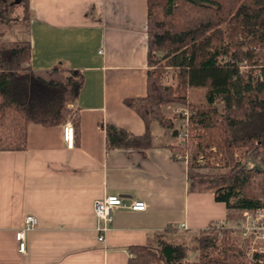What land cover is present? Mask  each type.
<instances>
[{
	"label": "crops",
	"instance_id": "obj_1",
	"mask_svg": "<svg viewBox=\"0 0 264 264\" xmlns=\"http://www.w3.org/2000/svg\"><path fill=\"white\" fill-rule=\"evenodd\" d=\"M17 1L2 0L23 14ZM10 19L16 25L0 41L21 38L16 35L22 29L31 67L65 65L83 74V84L70 104L78 113L73 147L62 142L61 123L29 122L23 148L0 150V264H125L128 245L155 246L159 236L185 241L174 240L173 233L191 235L209 220L239 226L212 190L187 189L180 149L162 143L176 140L168 128L155 124L148 148H105V123L136 134L144 130L123 99L145 94V0H27L26 18ZM163 108H171L166 117L172 123L175 114L183 124V105ZM107 194H118L122 205L112 210L98 241L92 202ZM134 200L145 208H129ZM27 213L36 225L23 232L20 252L14 231Z\"/></svg>",
	"mask_w": 264,
	"mask_h": 264
},
{
	"label": "trees",
	"instance_id": "obj_2",
	"mask_svg": "<svg viewBox=\"0 0 264 264\" xmlns=\"http://www.w3.org/2000/svg\"><path fill=\"white\" fill-rule=\"evenodd\" d=\"M17 2L22 8V18H26L27 0ZM145 3V94L123 99L141 118L144 130L136 134L105 123V148H148L154 144L152 124L163 130L168 128L170 136L179 141L162 143L187 154V189L212 190L214 198L223 201L227 208L261 206L264 0H145ZM14 4L0 0V36L9 25ZM244 56L250 70L255 67L258 73L240 70L238 62ZM29 57L27 38L0 41V150L23 148L29 122L50 126L69 118L75 142L78 113L70 104L83 84V74L60 64L34 68L28 64ZM166 66L175 72L174 87L160 81ZM199 87L204 88V101L193 103L187 98L188 91ZM216 96L223 102L221 112L213 104ZM170 102L189 109L185 135L181 138L178 136L181 129L161 111V106ZM210 145L222 153L227 170L203 173L195 169L198 152ZM237 148L242 149L238 157L234 155ZM220 229L226 233L229 227L209 220L199 229L200 235L190 236L191 243L159 236L155 246L128 245L125 264H257L222 249L219 253H207L215 248L213 242ZM193 251L198 256L189 260L187 255Z\"/></svg>",
	"mask_w": 264,
	"mask_h": 264
},
{
	"label": "built area",
	"instance_id": "obj_3",
	"mask_svg": "<svg viewBox=\"0 0 264 264\" xmlns=\"http://www.w3.org/2000/svg\"><path fill=\"white\" fill-rule=\"evenodd\" d=\"M182 116H184V122L182 128L178 134L181 138L185 135L186 119L189 113V109L184 107L181 111ZM60 137L62 142L67 148H71L74 145V127L70 119H66L60 124ZM178 157L186 162L187 154L182 152L178 154ZM198 159L201 157V154L196 156ZM197 159V160H198ZM261 206L254 209H242V214L245 215V220L248 217L253 219H259L257 224L251 226L247 224H242L236 227L237 231H234L238 235L237 239L239 241V246L241 245L244 249V253L250 258L251 261H255L257 264H264V198L262 199ZM122 205L121 197L118 194H107L101 198H96L92 202V209L94 215L93 231L95 237L98 241L104 239L105 233L109 228L111 221V212L114 208ZM131 209H144L145 203L140 200H134L129 204ZM247 221V220H246ZM36 225V217L31 213L24 215L22 219L21 226L14 231V238L17 241V249L20 252H23L25 249V242L23 237V232L25 230L32 229ZM251 233V234H250ZM250 234V235H249ZM232 236V231L228 233V238ZM243 241L244 243H241Z\"/></svg>",
	"mask_w": 264,
	"mask_h": 264
},
{
	"label": "rangeland",
	"instance_id": "obj_4",
	"mask_svg": "<svg viewBox=\"0 0 264 264\" xmlns=\"http://www.w3.org/2000/svg\"><path fill=\"white\" fill-rule=\"evenodd\" d=\"M22 9V8H21ZM21 11V10H20ZM19 10L18 9H14V11L12 12V17L15 18V16L17 15H22V13H19ZM22 12V11H21ZM23 19V18H22ZM12 19L9 20V25H6L5 28H9L10 25H14L15 27V19ZM23 25V26H22ZM225 24H222V26L224 27ZM24 27L26 26V24L22 21V23L20 22V27ZM20 35H16V36H24L23 34V31L21 29L20 31ZM245 45L242 46V48H244ZM239 63V68L240 70L242 71H248L250 70L249 66H248V62H247V59L246 57L244 56L243 59L238 62ZM252 73H258V69L257 68H252ZM160 81L164 84H167V85H171V86H175L176 82H177V78H176V75H175V72L174 70L169 67V66H166L164 71L161 73L160 75ZM188 100L192 101L193 103H203L204 101V88L202 87H199V88H190L189 91H188V96H187ZM213 104L216 105L218 111H222L223 109V102L222 100L220 99L219 96H216L214 98V101H213ZM180 105V104H179ZM163 114L165 116L169 115V113L171 112V108H163ZM174 115V120H173V123L174 125L178 128V129H181L182 128V117L181 116H178V115ZM152 128L154 129L155 128V124H152ZM199 129V128H198ZM176 140L179 141V138H177ZM207 153V155L204 154V152ZM242 149H235L234 150V155L235 156H239L242 152ZM183 150H180V153H182ZM198 154H201V157L198 159L197 157L195 158V163H196V167L195 169L200 171V172H203V173H217V172H222V171H225L228 169V165L224 163L223 161V158H222V153L217 150L215 148L214 145H210V146H206L203 148V150H201L200 152H198ZM198 159V160H197ZM264 198V197H263ZM230 213H231V218H234V219H238V221L234 222V225H242V224H247L249 226L253 225V224H257L259 222V219H253L251 218L252 215H254V213L251 214V217H248L246 218L245 220V215L242 214V209H239V208H235V207H229L228 208ZM243 221V223H242ZM221 226V225H219ZM223 227H229V230L226 232V233H223V231L220 229L218 230L216 233V239H214V245H215V248H213L211 250L208 249V251H206L207 253L211 254V253H219V249H222V250H226V251H229L231 253H234L236 255V257L238 259H241L243 261H247V262H251L250 258H248V256L246 255V253H244V249L242 248V246L238 245L239 244V241L237 239L238 235L235 234L234 231H237L239 229H237L235 226H223ZM234 230V231H233ZM230 231H232V236L230 238H228V233H230ZM168 233H171L168 232ZM201 233L199 231H196L194 232L193 234H188L187 233H183L182 231H178V232H175L173 233V237H174V240L177 239H184L185 241L189 242L190 241V236H198L200 235ZM206 234V233H204ZM209 234H211L209 232ZM251 234V233H250ZM249 234V235H250ZM190 235V236H189ZM225 238V242H223V239ZM194 241H192L193 243ZM191 243V241H190ZM241 243H244L243 241H241ZM189 255V256H188ZM188 259L189 260H192V259H196L197 256H198V252L197 251H193V252H189L188 253Z\"/></svg>",
	"mask_w": 264,
	"mask_h": 264
}]
</instances>
